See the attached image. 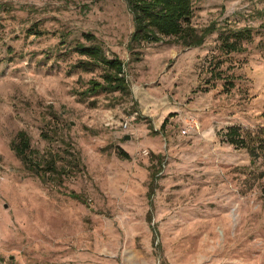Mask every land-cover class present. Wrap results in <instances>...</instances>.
<instances>
[{
	"label": "rangeland",
	"instance_id": "1",
	"mask_svg": "<svg viewBox=\"0 0 264 264\" xmlns=\"http://www.w3.org/2000/svg\"><path fill=\"white\" fill-rule=\"evenodd\" d=\"M189 24L198 46L136 44L125 0H0V264H264V148L225 137L264 143V0H191ZM76 42L128 91L81 98L101 71L69 68ZM19 132L60 181L24 168Z\"/></svg>",
	"mask_w": 264,
	"mask_h": 264
},
{
	"label": "trees",
	"instance_id": "2",
	"mask_svg": "<svg viewBox=\"0 0 264 264\" xmlns=\"http://www.w3.org/2000/svg\"><path fill=\"white\" fill-rule=\"evenodd\" d=\"M125 5L131 14L130 43H155L161 42L166 37H174L181 45L198 46L204 36L210 32L209 29H204L200 33H196L189 24L191 0H125ZM34 25L28 26L25 29L26 33L39 34L34 29ZM249 35L250 29L248 27L228 30L226 34L218 33L221 48L227 51L240 50L241 46L238 41L249 37ZM82 37L86 40L94 39L88 32L83 33ZM229 37L232 39L228 40ZM73 50L79 57L69 65L71 70L79 68L83 71H93L94 69L101 71L99 79L89 78L86 87L77 92L81 98L98 93H126L128 91L123 62L117 55H105L101 45L95 42L90 44L76 42ZM226 133L225 137L228 143L245 148L251 157L255 155V149L264 148V143L259 139L256 144L250 145L249 141L253 138L240 137L233 127H230ZM18 137H20L19 141L13 145V149L19 156L24 168L40 180H44L45 175H50L52 179L60 181L63 169L58 170L53 160L48 161L44 168L40 163L34 162L28 155L29 142L27 138L22 132H19ZM115 153L120 159H129L128 153L121 147H116ZM45 171H48V174ZM152 175L154 176V174ZM69 195L72 198H78L74 193H69Z\"/></svg>",
	"mask_w": 264,
	"mask_h": 264
},
{
	"label": "built area",
	"instance_id": "3",
	"mask_svg": "<svg viewBox=\"0 0 264 264\" xmlns=\"http://www.w3.org/2000/svg\"><path fill=\"white\" fill-rule=\"evenodd\" d=\"M193 126H194V120H190L189 124H187L186 126H183V128L180 131L184 133V132L188 131L189 129H192ZM123 127H126V122L123 123Z\"/></svg>",
	"mask_w": 264,
	"mask_h": 264
},
{
	"label": "water",
	"instance_id": "4",
	"mask_svg": "<svg viewBox=\"0 0 264 264\" xmlns=\"http://www.w3.org/2000/svg\"><path fill=\"white\" fill-rule=\"evenodd\" d=\"M123 138H127V136H124Z\"/></svg>",
	"mask_w": 264,
	"mask_h": 264
}]
</instances>
